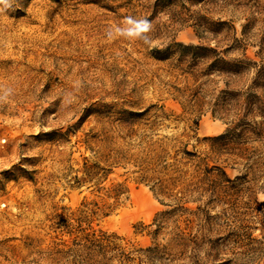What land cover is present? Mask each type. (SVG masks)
I'll return each mask as SVG.
<instances>
[{
	"label": "rangeland",
	"instance_id": "obj_1",
	"mask_svg": "<svg viewBox=\"0 0 264 264\" xmlns=\"http://www.w3.org/2000/svg\"><path fill=\"white\" fill-rule=\"evenodd\" d=\"M127 16L152 22V46L107 38L108 27L123 26ZM261 19L264 0H13L0 12V264H65L61 255L50 254L51 239L66 237L68 219L78 218L83 198L96 199L90 184H82V158L89 155L82 139L117 117L94 111L113 104L163 105L157 132L166 135L182 132L194 119L173 100L169 86H190V80L155 60L154 49L175 41L218 43L220 50L231 37L241 38L248 22L246 37L258 41L264 35ZM216 28L215 36L209 29ZM227 123L205 109L191 141L219 135ZM248 158L258 161L255 174L227 160L230 178L248 174L236 208L218 220L222 238L212 251L200 247L192 259L187 251L180 263L264 264V146ZM127 185L123 206L91 227L146 247L150 238L135 227L150 224L166 207L145 185ZM249 191L256 202L248 200ZM158 242L166 244L165 235Z\"/></svg>",
	"mask_w": 264,
	"mask_h": 264
},
{
	"label": "trees",
	"instance_id": "obj_2",
	"mask_svg": "<svg viewBox=\"0 0 264 264\" xmlns=\"http://www.w3.org/2000/svg\"><path fill=\"white\" fill-rule=\"evenodd\" d=\"M250 26L249 22L243 25L242 37H231L220 50L218 43L175 41L163 50L154 49L155 60L167 63L191 82L183 87L169 85L170 95L182 111L196 114L182 132H157L165 118L163 105L127 108L113 104L94 111L117 115L104 122L108 128L89 129L82 139L89 153L82 158V184H90L87 188L92 187L96 199L83 198L78 218L68 219L66 237L51 239V255H61L65 264H185L180 260L187 251L192 259L202 246L214 249L222 238L218 220L236 208L248 174L230 178L227 160L243 164L255 174L253 165L258 161L248 162V155L264 146V35L249 41L244 30ZM209 30L216 36L220 29ZM249 48H256L252 55ZM220 81L223 87L218 89ZM205 109L227 119V127L219 135L193 143L198 118ZM115 170L122 172L110 179ZM129 180L145 185L166 207L150 224L135 227V233L150 238L146 247L91 227L95 219L112 215L128 200ZM247 198L256 202L253 191ZM161 235L166 244L158 242Z\"/></svg>",
	"mask_w": 264,
	"mask_h": 264
},
{
	"label": "clouds",
	"instance_id": "obj_3",
	"mask_svg": "<svg viewBox=\"0 0 264 264\" xmlns=\"http://www.w3.org/2000/svg\"><path fill=\"white\" fill-rule=\"evenodd\" d=\"M13 0H0V12L12 7ZM122 25H110L107 29L109 40L124 37L129 40H142L145 44L152 46L149 33L152 31V22L147 18H135L127 16L123 19Z\"/></svg>",
	"mask_w": 264,
	"mask_h": 264
}]
</instances>
